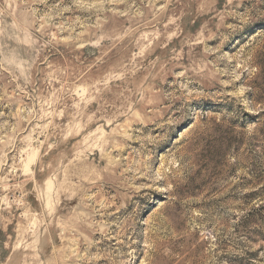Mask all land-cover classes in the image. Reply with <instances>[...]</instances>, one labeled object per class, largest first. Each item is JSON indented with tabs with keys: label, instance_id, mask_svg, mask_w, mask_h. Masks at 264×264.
Here are the masks:
<instances>
[{
	"label": "rangeland",
	"instance_id": "rangeland-1",
	"mask_svg": "<svg viewBox=\"0 0 264 264\" xmlns=\"http://www.w3.org/2000/svg\"><path fill=\"white\" fill-rule=\"evenodd\" d=\"M0 264H264V0H0Z\"/></svg>",
	"mask_w": 264,
	"mask_h": 264
}]
</instances>
